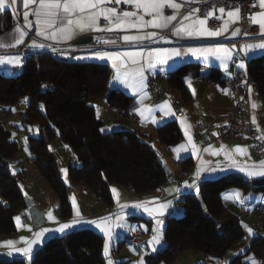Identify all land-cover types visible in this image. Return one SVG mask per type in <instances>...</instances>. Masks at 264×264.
Segmentation results:
<instances>
[{
	"label": "trees",
	"instance_id": "obj_1",
	"mask_svg": "<svg viewBox=\"0 0 264 264\" xmlns=\"http://www.w3.org/2000/svg\"><path fill=\"white\" fill-rule=\"evenodd\" d=\"M13 25L11 11L1 12L0 33ZM200 68L196 64L178 67L170 73V85L181 91L186 99L191 98L184 77L190 73L198 74ZM248 70L264 101V55L251 59ZM111 76L112 70L107 64L69 61L48 53L26 56L22 70L14 77L0 73V104L4 113L22 102L26 113L23 124L39 127L38 135L28 138L29 148L36 171L60 198L59 215L62 218L73 215L71 194L80 183H85L100 202L111 207L115 204L111 191L114 184L145 193L158 189L168 180L159 153L144 132L126 128L113 133L100 131L103 122L89 104L90 97L107 94L108 102L119 109H128L132 103V98L122 91L109 90ZM221 77L220 72L213 70V81L221 82ZM157 134L167 146H175L183 140L175 120L159 127ZM56 139L74 157L68 169L70 183L61 174L59 155L51 148ZM19 149L13 132L3 125L0 116V236L16 233L14 217L26 210L24 184L27 171L13 172L10 168ZM194 164L193 157L181 162L185 171L191 170ZM233 188L260 193L264 192V182L250 180L238 173L203 181L200 194L217 223L205 215L196 194L183 195L184 212L169 217L164 232L167 244L148 257V264H170L188 250L223 257L244 236L239 214L223 199L224 192ZM250 253L264 259V234L256 235L247 251L232 263L241 264ZM0 264H106L104 236L92 228L76 229L50 238L30 261L13 257ZM119 264H130V261Z\"/></svg>",
	"mask_w": 264,
	"mask_h": 264
},
{
	"label": "crops",
	"instance_id": "obj_2",
	"mask_svg": "<svg viewBox=\"0 0 264 264\" xmlns=\"http://www.w3.org/2000/svg\"><path fill=\"white\" fill-rule=\"evenodd\" d=\"M175 2L181 5L179 10L172 9L168 6H165L163 10L166 16L173 15V14L177 15L176 21H173L172 25H170L168 29L148 28V29H144L143 31L145 32L166 31L169 33V35H171L172 37H175L172 34V31L174 27L177 26L180 23V21L183 20V18L185 17V15L184 16L181 15V10L183 9L185 5L189 4L191 0H175ZM111 4H116V3L113 0L112 3L107 4L106 6L111 7ZM118 5L120 6V8L117 9L118 12L135 10L134 5L126 4L123 2V0H121V3ZM125 5L131 6V9L130 10L121 9V7ZM34 8H35V5H29V8L27 9V11L32 12ZM25 10L26 9L23 7V0H17V3L14 6V8L12 10H8V11H11L14 17V25L7 31L0 33V38H3L5 42H7L9 34L13 33L17 27L22 28L27 33V36L25 37L24 42L18 45L17 47L10 48L7 50L0 49V55H5V54L11 55V56L19 55L22 57V63L20 66L13 65L8 69L0 67V71L3 74H5V72H8L9 75H11L12 72L17 74L22 70L23 65H24L25 54L21 50L29 49V45L31 44L33 39H36L38 43L57 44L54 41H44L42 38L35 36V32H36L35 23H33L31 29H29L25 24V21L23 18V13ZM235 10L236 9H232L229 11H235ZM261 11H264V9L258 10L253 15ZM210 12H214V14L211 16H209L208 14L207 16H191V18L192 19H196V18L206 19L207 20L206 27H208L209 29H212V28L208 25V19H207L208 16L215 17L218 19V21L220 22L219 28L223 26L225 20H228L229 21L228 31L224 32L221 36H218V37H209V38H202V39L215 40V39H219L221 37L226 36L227 38L231 39V41L227 43L209 42V43H202V44L182 45V46L159 45V46H154L150 48L178 47V48H181V51L183 52L184 50L187 49V47H190V46L201 47V46H213V45H218V44H224L228 48H232L233 45H235V52L232 55V60L229 61L228 70L225 71L221 65V62L216 60L214 57H209L207 60H205L202 57L201 58L194 57L190 54L184 55L182 57H174L172 60L169 61L168 65H163V66L157 65L156 69L151 70V71H145L146 87L144 89V94L146 98L143 100V104L140 103V94H133L130 89H127L124 87V85L119 84L112 80V77L115 75V69L112 67V62L110 61L103 62V61H98L95 59H75L78 61L98 62V63H104V64L109 65L112 70L111 81L109 83V90L118 89L119 91H122L123 93L127 94L128 96L132 98V103L128 109L131 111H135L139 117V120L134 121V122L129 121L126 118H116L119 108L115 107L114 105L108 102L107 94H104L101 96H92L88 99L89 104L95 108L98 119L103 122L102 129H109V128L112 129L111 132L104 131V133H113L117 130L125 129V128L131 129V130H136V129L141 130L147 136H149L148 141L158 151L159 158H160V161L163 167L167 166L169 168L171 173L168 175V179L169 180L175 179V180L181 181V183H177L173 181L167 184L164 187V193L162 195L160 194L158 189L145 192V193H138V192H133L132 187H123V186H119L116 184L111 186V190L112 188H115L118 190L119 200L121 204H125V203L132 204L135 202L147 200L151 202L149 204L150 207H157L160 203L172 201V204L170 205V207L167 209L166 213L163 216L154 215L150 217L147 213H143L142 211H136L134 214L128 215V212H130L131 209L125 210L124 219L121 221V223L131 226V228L127 226L124 228H119V227L115 228L113 239L110 242L109 253L106 254L104 252L106 258H109V257L112 258L115 264H119L120 262L125 261V260H129L130 264H139L141 258H143L144 264H148V257L162 250L167 244V241L164 236V232L160 230L162 234L161 245L156 246V251L154 252L151 251V245L148 244V241H150L152 236L154 235L153 228L157 227L155 223L156 219L168 221L169 217L172 216L171 211L175 203H178L179 208L182 210V212H184L185 207H184V203L181 201V197L187 194H196V195L200 194V184L203 181L217 179L227 173H238L250 180H258V181L264 182V177H248L246 173L239 171L237 167H230L229 165L231 161L229 159H226L223 152H221V154L218 156H212L203 151L204 148L209 147V146H212L215 149H220L221 145H224L230 151L233 158L236 159L237 162L240 164H243L245 161H248V163L250 164L251 163L259 164L260 161L264 160V157H260L257 154L255 150L254 142L250 138H238L237 137V138L222 139L219 143H216L212 140V137H211L212 130L208 123L210 118L214 117L218 121H222L224 117L228 115L231 107L234 104V96L231 94L229 89L225 86L224 82L223 81L216 82L211 79L213 70L220 72L221 76L224 74H232L236 70L241 71L243 74H247L248 65L244 62L234 63L235 53L238 49V45L235 39L238 36H232L231 33L237 29L236 24L239 18L230 19L227 16L228 11H225V13L221 14L219 12V8L212 9ZM28 19L34 21V17L32 15H29ZM145 19L148 20V19H151V17L146 15ZM190 22L191 21H185L186 24ZM100 23L101 25L105 24V21L103 20V18H101ZM254 25L258 28L259 34H260L262 30L259 24H254ZM95 34H99V33L90 32V33L78 34L71 41H68L65 43H59V44L79 43V41L85 36H89V35L92 36ZM125 34H136V30H131L129 32H123V35ZM261 42H264V36L258 35L254 39L243 42L240 46V49L242 53L246 55L243 51L244 44H258ZM12 50H19V51H17L16 53H9V51H12ZM122 50H135V49L125 48ZM81 55H86V53H82L77 56H81ZM262 55H264V50L253 49L246 56L248 57L250 61L251 59L262 56ZM240 63L244 64L243 69L234 66ZM186 64H196L201 67L200 72L198 74L190 73L189 75L184 77V83L191 94V98H188V99H186L183 96L181 91L172 87L169 83L170 73L174 71L175 69H177L178 67L182 65H186ZM150 77H154L155 79H157L158 82H160L161 85L167 89L168 96L175 97V99L178 102L177 109L174 108V106L167 99L163 100L158 105L154 104L153 98L148 91V81ZM189 81H190V84H189ZM165 102H167L170 105L175 115L164 116L163 118H161L162 113L159 109V106L163 105ZM253 104L256 105L255 108L252 107ZM145 106L151 108L152 112L151 114L148 112H145V115L142 117L139 114V109ZM249 106H250V120L252 121L254 127L258 130V132L262 135L264 134V101H263V98L260 92L252 87L249 88ZM177 111H181L182 115L180 116L177 115ZM14 113L12 114L1 113L0 116L4 119V117H9L11 115L15 116ZM151 117H155L156 119L155 123L153 122ZM253 118H255V123L253 122ZM172 120L177 121L183 133V140L175 146H167L159 140L157 129ZM181 121H185V123L182 124ZM15 127L19 128V124H17V122L13 124L14 130H15ZM186 127H187V135L185 132ZM30 131L31 130L27 128V134H30ZM188 135L192 136L194 143L200 149L199 158L197 154L193 153L190 150V146H189V151L181 152L179 156L174 151L181 144H185V145L188 144ZM59 146L65 151L63 155L58 154L60 157L61 163H62V169L66 167L65 170H67V173H68L69 165L71 164V162H69V165L67 167L66 163H64L63 160L68 162V159L70 158L68 155L69 150L61 143L60 140H59ZM236 146L245 147L247 149V155H240V154H236L232 152V150H234ZM28 149L30 151L29 144H28ZM30 154H31V151H30ZM187 157H193L195 161L194 167L189 171H185L181 165V162ZM201 158L205 161H209L210 163L205 164L203 166L201 177L200 179L196 181V187L199 189V191L196 192L193 189L185 188L184 182L187 181L191 183L193 181L197 168L201 166L200 165ZM33 159L34 157L32 155V157L29 158L28 165H21V167H14V170H16V172L27 171V175L25 177L24 191L26 192V196H29L33 200L34 205L39 206V208L44 211L46 220L45 222L41 223L38 228H35L30 215H29L28 220L24 219L22 212H19L15 215V217L16 216L21 217L20 225H23V226L18 225L17 221L14 219L15 225L17 228L16 233L10 236H0V253L12 252L13 254L11 255V258L13 257L25 258V257L22 254L15 253L13 249H10L4 246V242L8 240H14L17 242L16 247H25L26 245L22 243L21 238L27 237L29 239H32L33 232L35 231H38L44 228L54 229L58 227L57 222L49 221L47 219V213L49 211L53 212L54 216L57 218V221L59 223L71 221L75 216V207L79 208L82 214V218L84 220L105 217V216H109L114 213H118L120 211L119 205L116 202V196L113 192L112 194L115 199V204L111 207H108L96 198L95 194H93L89 190L88 186L85 183H80L74 187V190L71 194V201H72V197H75V200H76V205L75 206L73 205V215L69 218L60 217L59 215L60 198L55 192V190L53 189V187L51 186V184L44 177L38 174V172L35 169L34 164L32 163ZM213 167L216 168L215 172L211 171V168ZM20 168H23V169H20ZM11 170L13 171L12 168ZM176 188H180L181 190L177 192L175 191ZM236 191H239L241 193L242 199L248 198V199H244L243 204L234 199L229 200L225 198L230 193H234ZM153 198H158V199L153 200ZM223 199L225 200L227 206L230 209L235 210L240 215L241 209L245 208V209L250 210L257 203L261 202L264 204V192H260V193H256L253 191L246 192L239 188H233V189H230L224 192ZM180 204H182L183 206ZM113 219H115V216H113ZM240 222L244 228V231L247 232V235L243 237V239L240 240L237 244H235L231 249H229L223 257L208 256L198 251L188 250L182 253L175 261H173L170 264H199V263L233 264L232 261L236 257L244 254L247 251L252 239L256 235L264 234V218H259L256 216H244L240 219ZM28 226H31L33 232L28 231ZM91 228L104 236V244H105L107 242V238L105 237V235L99 229H96L94 227H91ZM248 228L252 229L251 234H249L247 230ZM76 229H81V227H75L73 229L66 230V233L76 230ZM137 233H142L143 235V241L140 244L142 245L145 251L142 254L139 253V251L137 250V247L133 243V238ZM58 235H61V234H57L56 236ZM50 238H52L51 234L50 233L46 234L45 237L43 238L42 243H40L37 246H34L33 252L30 254L31 259L34 257L35 253L38 250L42 249L44 244ZM253 259L256 261V264H264L263 259L258 258L254 253H250L249 255H247L243 259L241 264H251ZM161 264H165V263H161Z\"/></svg>",
	"mask_w": 264,
	"mask_h": 264
},
{
	"label": "snow or ice",
	"instance_id": "obj_3",
	"mask_svg": "<svg viewBox=\"0 0 264 264\" xmlns=\"http://www.w3.org/2000/svg\"><path fill=\"white\" fill-rule=\"evenodd\" d=\"M113 0H23V7L26 9L23 13V18L26 26L31 29L33 23L36 26L35 36L42 38L44 41H54L57 44L65 43L74 39L78 34L83 33H113V32H129L131 30H136V34H125L119 39H122L124 46L135 50H108L107 48L92 47L84 48L86 55L72 56V59H95L103 62H112V67L115 69V75L112 80L124 85L125 88L130 89L133 94H140V103L143 104V100L146 98L144 94V89L146 87L145 82V71H151L156 69L157 65H168L169 61L174 57H182L184 55H192L197 58H204L207 60L209 57H214L216 60L221 62L222 67L225 71L229 68V61L232 60V55L235 52V45L232 48H228L224 44H218L213 46H201V47H187L183 52L181 48H165L156 47L150 48L149 45L157 43V37L160 41L168 43L166 36H161L156 31L145 32L144 29H168L172 25L173 21H176L177 15H165L164 8L168 6L172 9L179 10L181 5L176 3L175 0H123L126 4L134 5V11H119L116 7H107V4L112 3ZM116 4H120L121 0H114ZM17 0H0V12L5 10H12L16 5ZM29 5H35L32 12L27 11ZM259 6L264 9V0H259ZM195 11H199L196 9ZM221 14L225 13L224 8H219ZM214 12L208 13L209 16L213 15ZM29 15L34 17L33 20H29ZM151 17V19L146 20L145 16ZM227 16L231 18H239V9L235 11H228ZM101 18L105 21L104 25H101ZM185 21H191L190 23H185ZM251 22L254 24H259L261 28V33L259 35L264 36V11L258 12L251 17ZM207 20L196 18L192 19L191 14L185 16L180 23L174 27L172 34L180 39H202L209 37L221 36L224 32L228 31L229 21L225 20L223 26L219 29L213 30L206 27ZM232 36L240 35V30L237 28L231 33ZM245 36L250 35L248 32L244 33ZM27 33L20 27H17L13 33H10L7 42L3 38H0V49H10L15 48L22 44L25 40ZM111 44L114 48H119L117 45L116 38L102 39L101 37H95V45H109ZM79 47V46H77ZM30 50H37L39 52H46L51 50L52 52H59L62 56H67L68 53L62 51L61 49L54 47L52 44L38 43L36 39H33L29 45ZM253 49L264 50V42L258 44H244L243 51L247 55ZM22 63V57L19 55H0V67L5 69L11 66H20ZM241 69L244 68V64L234 65ZM11 75L14 77L15 73L12 72ZM190 84V81H189ZM253 108L256 107L255 104L252 105ZM159 109L164 116L175 115L170 105L165 102L163 105L159 106ZM145 112L151 114V108L145 106L139 109V114L143 117ZM153 122H156L155 117H151ZM255 123V118H253ZM182 124L185 121H181ZM100 131H109L112 129H101ZM187 135V127L185 128ZM218 135V134H217ZM258 139L264 140V134H262ZM190 150L197 154L199 158L200 149L194 143L191 135H188V144H181L174 151L179 154L184 151ZM205 153L212 156H218L221 152L224 153L226 159L231 161L230 167H237L239 171L246 173L248 177H264V160L260 161L259 164L248 163L245 161L243 164L237 162L233 158L230 151L226 146L221 145L220 149H215L212 146L203 149ZM232 152L240 155H247V149L245 147L236 146ZM210 163L202 158L200 159V167L197 168L194 179L191 183L184 182V187L187 189H193L196 192L199 189L196 187V181L200 179L203 166ZM223 170V169H221ZM211 171L215 172L216 168H211ZM61 172L65 175L67 170L61 169ZM181 189L176 188L175 191L179 192ZM116 196V202L119 205L120 211L118 213L111 214L105 217H99L94 219L84 220L82 214L78 207H75V216L69 222L59 223L57 218L54 216L52 211L47 213V219L49 221H54L58 223V227L54 229L44 228L33 232L31 226H28V231L33 232V238L29 239L27 237L21 238L22 243L26 245L25 247H16V241L8 240L4 242V246L13 249L15 253L22 254L26 260L30 261L31 253L33 252L34 246L42 243L43 238L46 234H51L54 238L57 234H64L66 230L73 229L75 227H81L82 229H87L94 227L99 229L107 238V242L104 244V252L109 253L110 242L113 239L114 229L129 227L121 221L124 219V212L127 209H131L128 215L134 214L136 211H142L151 216H163L167 209L172 204V201H167L160 203L157 207H150V201H140L132 204H121L119 200V192L117 189L112 188L111 190ZM229 200H236L240 203H244V199L241 198V193L236 191L230 193L225 197ZM158 198H153L156 200ZM72 204L76 205L75 197H72ZM115 216V219H113ZM17 224L20 225L21 217L16 216L14 218ZM157 227L153 228L154 235L148 244L151 245V251H156V246L161 245L162 234L160 232V226L163 221L156 219L155 221ZM23 226V225H20ZM247 227V226H245ZM146 230V229H145ZM249 234L252 233V229H247ZM12 255V252L7 253ZM108 264H113L111 260H108ZM139 264H144L143 258H141ZM251 264H256L253 259Z\"/></svg>",
	"mask_w": 264,
	"mask_h": 264
},
{
	"label": "built area",
	"instance_id": "obj_4",
	"mask_svg": "<svg viewBox=\"0 0 264 264\" xmlns=\"http://www.w3.org/2000/svg\"><path fill=\"white\" fill-rule=\"evenodd\" d=\"M111 7H116L117 9L120 8L118 4H111ZM224 8L225 11H229L232 9H239V19L236 24V27L240 30V35L235 39L238 45V49L235 53L234 63L244 62L249 66V59L246 55H244L240 49V46L243 42L247 40H251L256 38L259 35L258 28L251 22L252 15L260 10L259 0H191V2L183 7L181 10V15L186 16L191 14V16H207V14L216 8ZM124 10H130L131 6L125 5L121 7ZM199 9V11H195ZM208 25L212 29H219L220 22L215 17L208 16ZM248 32L250 35L245 36L244 33ZM161 36H166L168 39V43H164L163 41L159 40L157 37L158 42L150 44L149 47L159 46V45H170V46H182V45H193V44H202V43H209V42H224L227 43L231 41V39L227 38L226 36L221 37L215 40L209 39H178L169 35L166 31H159L158 32ZM123 32H113V33H99L92 35V40L88 43H71V44H52L54 47L61 49L68 53L67 56H62L59 52H52L48 50L46 52H39L37 50H30V49H22L21 51L24 52V61L26 56L33 54V53H48L55 57H64L69 61H73L72 56H77L82 53H86L83 49L84 48H92V47H101L107 48L108 50H122L127 48L124 46L122 39ZM101 37L102 39H110L116 38L117 45L120 47L114 48L111 44L109 45H95V37ZM79 46V47H77ZM19 50H12L9 53H16ZM1 73V71H0ZM222 81L224 82L225 86L229 89L231 94L234 96V104L231 107L227 116L224 117L222 121H218L216 118L212 117L209 120V126L212 130V140L216 143H219L222 139H229V138H250L254 142L255 150L260 157H264V140L258 139L261 134L258 130L254 127L252 121L250 120V106H249V88H254L258 90V85L256 81L252 78L249 70L247 74H243L241 71L236 70L232 74H224L222 75ZM148 91L153 98V102L155 105H158L163 100L167 99L174 108H178V102L173 96L167 95V89L158 82L157 79L154 77H150L148 81ZM3 106L0 104V111H3ZM15 113H14V112ZM9 114L14 113L15 119L17 124H23V120L26 116V113L23 109V103L19 102L16 108L9 109L7 111ZM177 115H182L181 111H177ZM116 118H126L129 121H138L139 117L135 111H131L129 109H119ZM24 125V124H23ZM15 130L19 132V128L15 127ZM218 134V135H217ZM22 145H25V142L22 141ZM68 155L71 159L74 160V157L71 155L70 151H68ZM34 164V159L32 160ZM177 182L181 183L180 180L175 179H168L166 182L161 184L158 187L160 194L164 193V187L169 184L170 182ZM133 192H136L134 188H132ZM182 213V210L179 208L178 203H175L173 209L171 211L172 216H177ZM23 217L25 220L29 219V214L27 210L22 211ZM244 216H256L259 218H264V204L257 203L255 204L252 209H241L240 210V219ZM247 235V232L244 231V236ZM143 241L142 233H137L133 238V243L137 247V250L140 254L144 253V248L140 244ZM264 262V259H263Z\"/></svg>",
	"mask_w": 264,
	"mask_h": 264
},
{
	"label": "rangeland",
	"instance_id": "obj_5",
	"mask_svg": "<svg viewBox=\"0 0 264 264\" xmlns=\"http://www.w3.org/2000/svg\"><path fill=\"white\" fill-rule=\"evenodd\" d=\"M8 74V72H5V74ZM23 109H25V107H23ZM4 113V111H3ZM2 118V117H1ZM16 123V119L15 116L11 115L9 117H4L3 119V125L9 129L11 132H13V137L18 141L19 143V153L17 155V158L14 162L11 163L10 168L13 169L14 172H16V170H14V167H21V165H28L29 164V158L32 157V155L30 154V151L28 149V138L29 136H36L39 133V127L37 124H29V125H23V124H19V132L14 130L13 128V124ZM27 128L30 129V134H27ZM24 139V140H22ZM22 141L25 142V146L22 145ZM51 148L53 151H55L57 154L59 155H63L64 154V150L62 148H60L59 146V140L56 139L52 144H51ZM63 160V158H62ZM64 163H66L67 167L69 165V162H72V159L69 158L68 162L64 161ZM66 168V167H65ZM64 168V169H65ZM23 169V168H20ZM64 179L67 183L70 182V179L68 177V173L66 174V178L65 175ZM182 205V204H180ZM183 206V205H182Z\"/></svg>",
	"mask_w": 264,
	"mask_h": 264
},
{
	"label": "water",
	"instance_id": "obj_6",
	"mask_svg": "<svg viewBox=\"0 0 264 264\" xmlns=\"http://www.w3.org/2000/svg\"><path fill=\"white\" fill-rule=\"evenodd\" d=\"M92 36L89 35V36H85L84 38H82L79 43H88L92 40ZM164 169H165V172L167 175H169L171 172L169 170V168L167 166H164ZM61 174L63 175V173L61 172ZM197 200L199 202V205H200V208L205 211V215L207 217H209V219L214 222V223H217V221L215 220V218H213L212 216H210V213L209 211L207 210L206 208V204L204 202V199H203V196L201 194H198L197 195ZM25 201H26V210H28V214L31 216V219L33 221V224L35 226V228H38L39 225L43 222H45L46 218H45V213L42 209L39 208V206L37 205H34V202L33 200L29 197V196H26L25 197ZM163 223L162 225L160 226V230L165 232L166 230V227H167V224H168V221L166 220H162ZM220 231H222V228H220ZM12 258H11V255H8L7 253L5 252H2L0 253V261H10ZM108 260H111L114 263L113 259L112 258H106V264H108Z\"/></svg>",
	"mask_w": 264,
	"mask_h": 264
}]
</instances>
